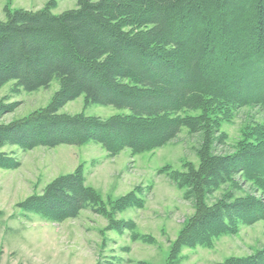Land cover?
I'll use <instances>...</instances> for the list:
<instances>
[{
	"label": "trees",
	"instance_id": "trees-1",
	"mask_svg": "<svg viewBox=\"0 0 264 264\" xmlns=\"http://www.w3.org/2000/svg\"><path fill=\"white\" fill-rule=\"evenodd\" d=\"M6 11L0 20V90L15 81L16 90L30 92L54 80L59 89L47 107L0 123V149L94 141L111 154L125 148L139 153L167 144L186 126L203 132L200 162L170 172V178L185 189L195 211L172 243L167 264H178L185 248L210 246L264 220V122L247 123L235 151L215 149L228 140L221 129L235 111L264 110V0H78L60 14L48 6ZM81 95L124 112L108 118L59 112ZM8 107L0 104V117ZM190 110L201 113L184 114ZM20 166L0 151V167ZM248 183L253 191L244 190ZM98 204L77 169L19 205L63 220ZM141 205L132 193L118 198L113 210ZM111 228L135 233L136 224L120 221ZM216 264H264V248Z\"/></svg>",
	"mask_w": 264,
	"mask_h": 264
},
{
	"label": "rangeland",
	"instance_id": "rangeland-1",
	"mask_svg": "<svg viewBox=\"0 0 264 264\" xmlns=\"http://www.w3.org/2000/svg\"><path fill=\"white\" fill-rule=\"evenodd\" d=\"M77 3L78 0H0V20L6 19L7 8L40 10L48 6L60 14L76 8ZM58 89L57 80L48 88L30 92L16 90L15 81L5 84L0 90V104L9 107L1 115L0 123H10L47 107ZM59 112L108 118L124 111L112 105L88 103L81 95ZM200 113L190 110L184 114ZM253 121L264 122V110L259 106L235 111L232 119L223 123L221 132L228 135V140L217 145L216 152L235 151L245 125ZM202 134L185 126L167 144L139 153L125 148L111 154L94 141L29 150L18 145L4 146L0 151L16 157L21 166L0 167V264H167L172 243L195 211L193 200L186 198L185 189L170 178V172L186 171L189 164H199ZM77 169L97 194V208H86L76 218L55 220L20 207L22 201L41 193L56 177ZM250 186L248 183L244 190L253 191ZM132 193L142 205L114 212V202ZM221 193L216 192L212 202ZM96 209L105 210L110 216ZM120 221L135 222V233L111 228ZM263 248L261 220L241 226L236 234L222 236L210 246L185 248L178 264H216L230 256L252 255Z\"/></svg>",
	"mask_w": 264,
	"mask_h": 264
}]
</instances>
